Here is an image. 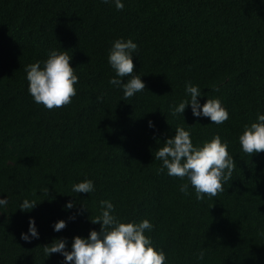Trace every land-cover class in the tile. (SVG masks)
Returning a JSON list of instances; mask_svg holds the SVG:
<instances>
[{"label":"trees","instance_id":"obj_1","mask_svg":"<svg viewBox=\"0 0 264 264\" xmlns=\"http://www.w3.org/2000/svg\"><path fill=\"white\" fill-rule=\"evenodd\" d=\"M0 0V264H66L44 246L87 238L110 200L121 222L153 224L145 234L166 264H264V152L245 153V126L264 115V0ZM131 39L146 89L124 100L108 62L114 41ZM67 52L77 94L47 109L29 93L25 68ZM129 77L124 78L127 82ZM229 112L223 124L173 109L188 83ZM218 91H212V89ZM149 121L154 126H149ZM183 127L193 145L227 142L236 167L217 197L196 198L187 178L158 173L154 155ZM92 180V193L73 185ZM189 184V195L180 185ZM49 189L48 197L46 190ZM38 204L20 210L23 201ZM73 202L71 209L66 205ZM72 217H75L72 219ZM35 219L38 238L21 239ZM65 220L57 232L54 224ZM203 252V259L200 253Z\"/></svg>","mask_w":264,"mask_h":264},{"label":"clouds","instance_id":"obj_2","mask_svg":"<svg viewBox=\"0 0 264 264\" xmlns=\"http://www.w3.org/2000/svg\"><path fill=\"white\" fill-rule=\"evenodd\" d=\"M105 3L114 2L118 11L125 7L122 0H104ZM138 45L131 39H117L110 49L108 62L114 69L116 76L109 83L123 88L124 100L134 97L138 92L146 89L145 82L139 75H135L133 53ZM72 56L67 52L59 53L52 50L43 68L40 62L26 66L29 93L37 104H42L49 110L62 108L72 102L77 94L76 85L79 77L71 64ZM129 77L127 82L124 78ZM218 91V89H212ZM186 92L190 94V101L185 100L173 109L172 114H184L190 104L193 115L196 117L210 118L211 123L223 124L229 118V112L216 98H208L202 106L198 97L203 95L198 86L190 82L186 86ZM149 126H154L149 121ZM243 151L249 155L264 152V115H259L257 122L245 126L243 134L239 137ZM156 160L162 161L157 170L163 172L167 169L169 176L178 177L181 180L187 178L195 189L196 198L203 200L217 197L225 188L224 185L233 175L236 167L234 158L228 151L227 142H222L220 136H215L210 142H205L202 147L193 145L191 133L183 127L176 128L174 137L168 138L162 147H159L154 155ZM95 190L92 180L73 185L74 193H92ZM179 190L189 195V184L180 185ZM49 189L46 190L48 197ZM49 198V197H48ZM7 199L0 198V205H6ZM38 203L25 199L20 210L29 211ZM66 209L73 207L69 202ZM101 214L92 219L93 224H101L99 231L91 230L87 238L76 236L67 249L66 239H56L51 244L44 246V254L50 257L53 253L64 256L66 264H166L167 256L162 250H157L151 238L145 234L151 231L153 224L144 219L140 223L121 222L115 216V206L110 200L100 201ZM75 217H72L74 219ZM67 226L63 219L54 224V230L59 232ZM29 235L22 233L21 239L31 242V238H38L35 219H30ZM201 252L199 258L203 259Z\"/></svg>","mask_w":264,"mask_h":264}]
</instances>
